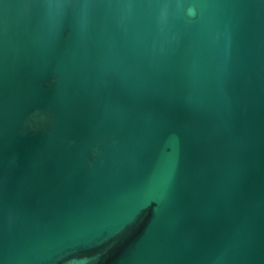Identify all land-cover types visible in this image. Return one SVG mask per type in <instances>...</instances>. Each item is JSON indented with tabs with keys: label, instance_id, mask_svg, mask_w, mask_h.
<instances>
[{
	"label": "water",
	"instance_id": "obj_1",
	"mask_svg": "<svg viewBox=\"0 0 264 264\" xmlns=\"http://www.w3.org/2000/svg\"><path fill=\"white\" fill-rule=\"evenodd\" d=\"M0 264H264V0H0Z\"/></svg>",
	"mask_w": 264,
	"mask_h": 264
}]
</instances>
